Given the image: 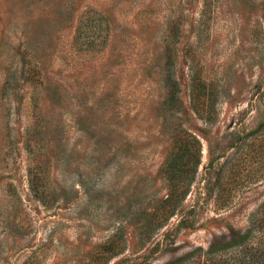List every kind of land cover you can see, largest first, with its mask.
Returning a JSON list of instances; mask_svg holds the SVG:
<instances>
[{"label":"rangeland","instance_id":"obj_1","mask_svg":"<svg viewBox=\"0 0 264 264\" xmlns=\"http://www.w3.org/2000/svg\"><path fill=\"white\" fill-rule=\"evenodd\" d=\"M263 205L264 0H0V264H168Z\"/></svg>","mask_w":264,"mask_h":264},{"label":"trees","instance_id":"obj_2","mask_svg":"<svg viewBox=\"0 0 264 264\" xmlns=\"http://www.w3.org/2000/svg\"><path fill=\"white\" fill-rule=\"evenodd\" d=\"M106 249H113L112 243ZM168 264H264V205L250 217L247 230L235 240L197 248Z\"/></svg>","mask_w":264,"mask_h":264}]
</instances>
